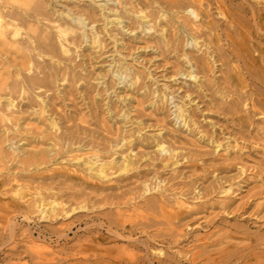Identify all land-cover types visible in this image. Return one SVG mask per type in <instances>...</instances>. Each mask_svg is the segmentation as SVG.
<instances>
[{"label": "bare ground", "instance_id": "obj_1", "mask_svg": "<svg viewBox=\"0 0 264 264\" xmlns=\"http://www.w3.org/2000/svg\"><path fill=\"white\" fill-rule=\"evenodd\" d=\"M114 1L117 7L105 2L95 8L86 2L85 5L67 4L64 9H59L54 0H0V48L6 49L0 50L3 56L0 60V132L3 130L6 140L10 139L8 134L19 133V114L27 112L29 116L45 117L48 121V141L51 142L47 149L38 152H26L22 145L14 149L19 153H14L13 158L4 151L0 142V166L10 172L4 180H0V229L15 242L18 234L16 220L22 218L27 223L33 221V215L38 213L49 224L36 228L37 233L21 229L19 235L30 242H35L37 234L38 239L49 235L56 238L57 243H72L59 250L29 246L21 251L19 246H14L10 248V253L3 254H7L6 258L27 254L33 264H264V235L258 232L252 234L245 227L250 221L256 220V223L260 219L255 207L256 195L249 196L243 206L232 208L229 203L222 204L223 212L230 216L228 218H241L244 223L229 225V232L220 235L221 230L213 227L226 217L214 212L189 230L192 222L202 219L199 217L201 208L208 207L204 202L198 205V202L192 201L210 198L220 190L226 195L230 193L232 185L228 188L224 186L229 179L223 181L219 175L211 182L200 183L197 180L192 184L173 182V178L163 179L162 173L156 170L151 173V178L150 174L141 172L135 176L137 185L134 189L98 202L121 210L122 213L118 212L112 218L100 213L91 216L89 211L94 210L96 205H90V197L83 192L70 195L65 202L60 195L64 188L54 190L47 187L46 181L54 182L53 178L46 176L56 171L53 166L70 175L64 162L73 163L76 167L82 165L90 177L98 180L109 179L116 173L122 176L139 172L146 162L151 163L153 168L158 162L163 169H171L183 161L191 162L193 158L192 162H201L204 172L214 173L223 167L228 172V168L235 165L240 167L243 175L245 149L238 142H252L255 147L264 150V0H241L239 4L231 0ZM90 2L96 3V0ZM100 23L101 26L95 30L80 33L88 25ZM115 27L119 28L120 39L111 34ZM137 30L141 32L133 37L136 42L130 40L126 43L125 32L135 33ZM146 31H153L154 34L143 38L141 35ZM107 35L119 54L150 49L161 55L181 58L183 64L178 61L180 66L170 78L186 76L194 81L197 90L184 91L176 118L188 128L192 125L198 129V139L213 145L215 153L223 148L222 135L228 144V154L233 158L229 160L227 156L225 162L219 164L217 160L210 162L201 152L195 153L191 159L188 156L179 157L177 149L166 144L168 140L164 135L159 133L145 137L143 129L139 128L133 135L125 134L109 140L97 136L94 130L68 125L72 120L56 110L57 100L61 99L59 95L67 97L77 89L83 101H89L110 72L120 75L123 80L130 77L133 83L125 87L134 85L137 91L145 90L144 103L158 106V111L161 105L168 102L169 95L177 92L167 94L166 90H151L147 83L142 82L141 72L123 58L112 63L108 73L100 71L97 76L94 74L96 77L90 80H95L96 84L91 86L87 73L88 66L93 67L94 64L88 65L84 55H74L85 42H90L87 47L95 54L102 55L107 48ZM120 41L123 43L121 49L118 46ZM188 45H193V49L188 50ZM194 48L199 55H195ZM78 57L82 59L77 61ZM193 67L195 71H191ZM215 69L221 73L220 76L208 79V73H214ZM82 81L84 85L78 86ZM15 94L27 102L20 105L14 98ZM217 94L222 95L230 106L229 110L213 103L216 101L213 96ZM200 97H209V110L206 109L209 113L213 103L219 116L220 110L224 116L232 115L234 126L230 132L229 127L217 129L219 122L213 120L209 125L213 129L211 133L201 129L195 120L196 115L187 108ZM118 98L127 100L124 95H118ZM92 103L95 104V101ZM105 111L112 114L113 108L108 106ZM126 112L125 108L120 110L121 118L129 115ZM142 121L137 120L134 124L142 125ZM82 122L90 125L87 121ZM45 135H40L38 140L46 138ZM122 142L125 144L119 147ZM139 145L149 151L135 153ZM153 149H156L154 156ZM65 152H89L92 156L81 164L80 155L71 158ZM164 152L169 155L162 157ZM117 155L120 159L115 157ZM11 161L21 174L11 173L6 165ZM114 169V173L108 172ZM28 172L31 175H27ZM76 178L81 181V186L85 185L82 182L84 178ZM32 191L33 194L29 193ZM45 192L51 193L47 195ZM76 211L87 214L70 221ZM100 215L104 218L102 224L96 222ZM197 228L215 230L201 235L196 233ZM231 240L247 243L233 245ZM159 245L174 253L169 255V251L157 250ZM209 247L220 249L209 251Z\"/></svg>", "mask_w": 264, "mask_h": 264}, {"label": "rangeland", "instance_id": "obj_2", "mask_svg": "<svg viewBox=\"0 0 264 264\" xmlns=\"http://www.w3.org/2000/svg\"><path fill=\"white\" fill-rule=\"evenodd\" d=\"M234 4L241 3V0H231ZM54 2H57L59 4L58 8L64 9V5L71 4H81L85 5L87 2L88 5L97 8L100 4H104L105 2L109 4V6H116L117 3L114 0H96V3L90 2V0H54ZM60 2V3H59ZM57 4V5H58ZM214 8V6H212ZM213 12H216L213 10ZM216 15V13H214ZM187 15V13H186ZM216 18H219L218 16ZM114 19V17H112ZM126 24V23H125ZM101 26L100 24L97 25H88L86 29L82 30L80 33L84 34V31L86 33L91 32L92 30H95L96 27ZM119 28L112 29V35H117L118 38H121V35L119 33ZM140 30H137L135 33H130L129 31L125 32V41L126 43L131 42L135 43L136 41L133 40L137 34V36L140 34ZM119 34V35H118ZM151 34H154L153 31H146L143 33V38H148ZM102 38V36H101ZM136 38V37H135ZM106 43L107 48L103 51L102 55L95 54V51L92 49H89L87 46L90 42H85L83 44V48L78 50L76 49V53L74 56L78 55H84V59H86V63L88 65L94 64L93 67L88 66V81L89 84H92L91 86H95L96 81L90 80L92 77H96L100 71H103L104 73L110 70L111 64L115 61L119 60V58H123L122 60L126 61L127 64L133 65L136 67L137 70L141 72L143 75L142 82L147 83L151 90H166L167 94L172 93V91H175L176 93L170 94L168 97V102L165 103V105L160 106V111H158V106L151 107L147 103H144L143 96L145 95V90L137 91L136 86L132 85L131 87H125L126 85H130L133 83V80L128 77L125 80L121 79V76L118 74H114L113 72L109 73L107 75V78H105L103 81V85L98 86V91L91 95L89 101H83V97L80 96L77 89L73 90V94L70 96L65 95L62 96L59 95L61 99L57 100L58 106L56 110L60 115H66L71 119L72 121L68 125H73L75 128L80 126V128L90 129L94 130L96 135L104 138V139H115L119 138L122 135L125 134H135L137 133V128L140 130L143 129V133L145 137H150L152 135H158L161 133V136L164 135L166 139L168 140V143L173 147L177 149V153L179 157L188 156L189 158L191 156H195V153H203L205 154V158L207 160L216 161L220 163L225 162V157H229V160L233 158V155L228 154V144L227 141L224 140V137L221 135V141H223V148L218 149V151L215 153L216 149L213 145H209L208 142H204L203 140H199L198 138L200 135L198 134L199 130L194 128V126L191 125L192 131H190V128L184 125L183 122L178 120L176 118V113L178 112L179 105L182 104L181 96L184 95V91L186 90H197L195 83L192 79L187 78L186 76H177L175 78H170L174 75V71L177 70V67L179 62L180 64H183V60L181 58H177L178 56H165L161 55L155 51H151L150 49L144 50L140 49L137 51H124L123 54H119L115 52L117 50V47L115 48V44L113 43L112 39L107 35L106 37ZM119 49H121L123 46V43L120 41ZM142 45L141 47H143ZM73 48V46H71ZM188 50L193 49V45L187 46ZM0 50H6L4 48H0ZM195 50V48H194ZM196 54L199 55L195 50ZM198 53V54H197ZM6 54V53H5ZM10 55V54H9ZM2 55L0 54V60H2ZM138 57V58H137ZM82 59L81 57L77 58V61H80ZM91 59V61H90ZM179 61V62H178ZM189 66V65H188ZM192 66V65H190ZM189 66V67H190ZM191 69V68H190ZM191 71H195V68L191 69ZM218 70L215 69L214 73H208V79L211 78H218L220 76V72H217ZM195 73V72H194ZM94 74L96 76H94ZM92 78V79H93ZM125 78V76H124ZM139 81V83L141 82ZM67 84V83H64ZM156 84V85H155ZM83 81L78 84V86H83ZM165 85V86H164ZM166 85L168 88H166ZM170 87V88H169ZM63 88V87H61ZM126 88V89H125ZM157 88V89H156ZM100 89V91H99ZM105 90H107L105 92ZM100 92V95H99ZM118 95L122 96L124 95V98L127 97V100L124 101L118 98ZM58 96V95H56ZM96 96V97H94ZM158 96V93L156 94V97ZM14 98L16 99V102H19L20 105H24V103L27 102L23 101V99L20 97V95L15 94ZM26 98V97H24ZM96 98V99H95ZM123 98V99H124ZM193 98H196L194 96ZM187 98H184V100ZM213 99L216 100L213 103H217L219 108H223L229 110L230 106L226 103L225 99L222 97V95L217 94L215 97L213 96ZM92 101H95V104L92 103ZM210 102L209 97H200L197 98L194 103L187 106V108L192 111L196 115V121L198 122V125L201 127V129H207L210 133L213 131L211 128L210 122L213 120L215 122H219V125L217 129L224 127H229V132L231 130V127L234 126L232 122V115L224 116L222 114V111L220 110L219 113H221V116H219L218 109L215 108L214 104L212 103V111L209 113L207 110H209L207 107V103ZM199 105V106H198ZM26 106V105H25ZM111 106L113 108L112 114H107L105 111V108ZM123 108L126 109V114L128 116L121 118L120 110ZM205 108V109H204ZM207 109V110H206ZM24 110H26V107H24ZM125 112V111H124ZM91 114L93 116H91ZM94 117V119H92ZM87 121L90 125L85 124L82 122V120ZM206 119V120H205ZM143 120L142 125H136L134 122ZM8 124V123H7ZM6 124V125H7ZM19 127L20 131L19 133H10L7 136L10 138L9 140L5 139L3 130L0 132V142L1 147L4 149V151L10 156V158L15 157L14 153H19V150L14 152L15 148L22 147V145L25 146L26 152H38L40 150H45L48 148L49 144L51 143L48 141V121L45 120V117H37V116H29L27 112H24L22 114H19ZM10 127L11 124H8ZM47 130V131H46ZM46 134V138L39 139L40 135ZM227 137V136H226ZM21 141V142H20ZM241 147H244V153L245 156V162H244V170L245 174H241V169L239 166H230L228 169V172H225V167L221 169L220 171H216L212 173L213 171H207L204 172L203 166H200V161L190 160L191 162L183 163L181 162L178 167H173L171 169H163L160 165V163L155 162V165L157 167L153 168L150 164L151 163H144L139 169V172H131L129 175H122L119 176L118 173L113 174L109 177V179H103L98 180L96 177L92 176L90 177L84 170V167L82 165H79L76 167L73 163L65 164L64 166L68 168V173L70 175H67L62 170H57L55 166H53L56 171L49 172L46 174L48 176L47 178H53L54 182L51 180L46 181V185L49 188H52L54 190H58L59 188H64V190L60 193V195L63 197V200L68 199L70 195L78 194L79 192H83L85 195H88L90 197V205L92 203H95L96 207L94 210L89 211L91 213V216L97 215V214H108L110 218L114 217L116 213L121 212L117 207L111 204L103 205L98 204V202H101L107 198L113 199L114 197H117L118 195L122 194L123 192H126L130 189H134L135 185H137L135 176L139 173H146L150 174V178L152 177V172L154 170L161 172L163 179H170L173 178V182H183V183H192L194 184L195 181L201 182H211L215 176L219 175V177H223V181L228 180L226 183H224V186L227 188L232 185V188L230 190V193L226 195L222 190H220L217 194H214L210 198H205L204 200H195L192 202H198L197 204L200 205L202 202L206 204V208H201V212L199 217L202 218L201 220L197 222H192L193 228L196 227L198 223H201L203 220H205V217H208L209 213H218L220 215H225V220H220L219 222L214 224V228L220 229V235H223L230 231L229 225H242L244 224L241 218H228L227 214L223 212L222 210V204L223 203H229L232 208L243 206L244 203L249 199V196L256 195L255 196V207L258 209V214L260 219L257 220L256 223L254 221H250L249 224H245V227L248 229V231L252 234L254 233H260L264 235V150L261 149L262 147H255V144L252 142L242 143L238 142ZM11 144H14L11 146ZM125 144V142H122L120 146ZM144 144V142H143ZM232 144L235 143L232 141ZM120 150V149H119ZM152 150V149H151ZM154 150L153 149V156H154ZM69 151H71L69 149ZM149 151V150H147ZM145 148L140 147L135 151L141 152V154L147 153ZM67 156H70L71 158L74 156H81L82 162L86 159H88L90 156H92L89 152L84 153H67L65 152ZM122 153V152H120ZM168 153H162L161 156H168ZM23 156V154H21ZM66 156V157H67ZM120 155H117L115 157L119 158ZM180 159V158H179ZM191 159V158H190ZM146 160L144 159L143 162ZM187 160H185L186 162ZM198 161V162H197ZM183 163V164H182ZM1 165V164H0ZM9 169H11V173H20L21 170L17 169V165L15 163L7 162L6 164ZM221 168V167H220ZM109 173H114V170H109ZM0 174L4 175L5 177H0V180H4L7 175L10 174L7 170L4 169V167L0 166ZM27 175H31L29 172L26 173ZM36 176V175H35ZM77 176L84 178L82 182H85V185L81 186L80 180L76 178ZM141 175L140 177H142ZM154 176V174H153ZM131 177L133 179H131ZM79 182V183H78ZM159 182V180L157 181ZM81 186V187H80ZM198 191V190H197ZM27 193V192H26ZM34 193V191L29 192ZM51 192H45V194L50 195ZM150 194V193H149ZM132 195V194H131ZM194 195V194H193ZM11 197V195H9ZM208 199V200H206ZM101 205V206H100ZM71 214L73 215V218H71L70 221H76L79 217H84L87 212L83 213H77ZM122 213V212H121ZM125 213V212H124ZM213 214V215H214ZM212 215V217H213ZM33 221L30 222H23L22 218H18L17 221V237L15 238V242H13L11 239H8V236L4 234V231L0 229V264H33L27 254L21 257H7V254L3 253H10V248L14 246H19L21 251H25L26 247L29 246H38V247H49L53 250H59L61 248L69 247L72 245V243H57L56 238H50L49 235H47L46 238H40L38 239V235L35 234L34 238L36 239L35 242H30V240L24 239L21 235H19L22 230L21 229H30L33 233H37L36 228L43 227L44 225H48V220L41 219L40 215L36 213L33 215ZM210 217V218H212ZM63 222V221H61ZM65 222V221H64ZM69 222V221H68ZM97 223H104V218L100 215L99 220H96ZM57 225H54L55 227ZM212 226V225H211ZM41 229V228H40ZM213 228L209 229H200L197 228L196 233L205 235L210 232H212ZM5 242V244H3ZM233 245H244L247 242L241 241V240H231ZM220 247H209V251H217ZM157 250H163L164 252H168L169 255H172L174 252L173 250H168L162 245L157 246Z\"/></svg>", "mask_w": 264, "mask_h": 264}]
</instances>
